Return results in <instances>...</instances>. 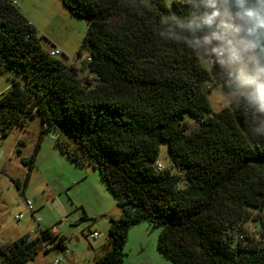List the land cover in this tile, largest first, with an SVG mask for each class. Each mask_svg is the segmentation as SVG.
<instances>
[{
    "label": "trees",
    "instance_id": "trees-1",
    "mask_svg": "<svg viewBox=\"0 0 264 264\" xmlns=\"http://www.w3.org/2000/svg\"><path fill=\"white\" fill-rule=\"evenodd\" d=\"M62 2L87 18L77 56L87 52L90 77L51 57L12 0H0V71L22 77L0 94V134L38 116L40 133L59 130L74 164L98 170L121 214L109 219V249L93 264H122L128 229L143 219L160 226L157 250L171 264H264V244L237 239L251 213L264 219V111L240 95L213 112L205 83L236 86L218 65L199 63L209 45L204 16L164 0ZM183 114L198 128L188 131ZM162 144L177 173L157 167ZM37 149L20 158L28 167L23 186L13 182L20 194ZM44 243L65 249L63 236L39 229L0 245V264H27Z\"/></svg>",
    "mask_w": 264,
    "mask_h": 264
},
{
    "label": "rangeland",
    "instance_id": "rangeland-1",
    "mask_svg": "<svg viewBox=\"0 0 264 264\" xmlns=\"http://www.w3.org/2000/svg\"><path fill=\"white\" fill-rule=\"evenodd\" d=\"M15 1L21 14L35 27L42 46L48 51L57 49L58 58L74 66L80 80L90 77L83 70L87 52L81 50V55L77 56L86 31L85 20L74 15L62 0ZM164 1L167 5L172 2ZM199 63L206 67L203 58ZM13 78L22 80L21 74L13 69L0 71V94L9 88ZM246 91L238 85L233 91L213 86L207 96L213 112H217ZM182 122L188 131L198 128L196 119L188 114H183ZM40 130L39 117L35 116L24 128L14 126L6 136L0 134V245L25 234L34 237L39 229H53L64 237L65 249L44 252L49 249L45 246L27 264H53L55 260H59L58 264H93L97 255L109 249V219L121 214L117 199L107 190L97 169L77 166L61 151L57 143L59 130L49 129L43 134ZM37 145L23 193L32 202L35 221L13 182L18 180L23 186L28 167L20 158L29 157ZM157 162L161 168L177 173L164 144L160 146ZM182 183L181 180L179 184ZM52 201L58 203L63 215L54 208ZM19 214L23 216L21 219L17 218ZM258 219L257 214L251 213L247 225L258 228ZM93 231L100 236L91 238L89 233ZM159 232L160 226H154L147 219L131 225L123 247L122 264H171L157 250Z\"/></svg>",
    "mask_w": 264,
    "mask_h": 264
},
{
    "label": "clouds",
    "instance_id": "clouds-1",
    "mask_svg": "<svg viewBox=\"0 0 264 264\" xmlns=\"http://www.w3.org/2000/svg\"><path fill=\"white\" fill-rule=\"evenodd\" d=\"M208 4L213 10L203 17V23L210 28L209 33L204 37L205 43L219 42V46L212 51L227 56L237 85L249 90V98L259 110L264 111V68L254 66L253 58L246 55L249 45L238 38L241 27H236L223 19L218 22L221 13L216 10V0H208ZM255 4L258 7L246 8L238 14L244 23L250 25L247 29L250 35L264 31V0H255Z\"/></svg>",
    "mask_w": 264,
    "mask_h": 264
},
{
    "label": "built area",
    "instance_id": "built-area-1",
    "mask_svg": "<svg viewBox=\"0 0 264 264\" xmlns=\"http://www.w3.org/2000/svg\"><path fill=\"white\" fill-rule=\"evenodd\" d=\"M172 2L187 5L188 13L190 14V16L193 19L197 18L196 14H198L199 16H205L213 10L208 4V0H189V1L172 0ZM205 2H207V3H205ZM218 3H219V0H216V10L219 11ZM12 4L14 6L18 7L17 1L12 0ZM213 27H215V26H213ZM218 46H219V42H217V41H212V43L208 45V52H207L206 57L204 58L205 65L207 68H211L214 65H218L220 67L221 72L229 77V79L226 81V85L227 86L234 85L237 88V83L234 79V75L232 74V66L228 63L227 56L225 54H217V53L212 51L213 48L218 47ZM49 55L51 57H57L58 55H60V52L57 49L52 48L49 51ZM221 61H223V63H221ZM213 85L214 84L212 82H207V83H205V89L211 90ZM243 95H245L247 97V99H249L251 101V103L258 108V106L249 98V90H247ZM237 99L238 98H236L234 103H237V101H238ZM157 167L159 169H162L161 166L158 164V162H157ZM23 195L24 194H20L21 201L24 203L27 212L30 213L32 215V217H34V220L36 221L34 213H33L32 202L29 201L27 198H25ZM255 214H257V213H255ZM22 217H23L22 214H19L17 216L18 219H21ZM248 221H249V219L247 220L246 223L243 224L242 229L238 232L237 239L238 240H244L246 238H251L258 243L264 244V219L262 221H259V219H258V221H257L258 225H259L258 228L249 227L247 225ZM89 236L91 238H97L100 236V234L93 231V232L89 233ZM45 246H47L50 249L52 247V244L44 243L43 248ZM58 263H59V260H55L53 262V264H58Z\"/></svg>",
    "mask_w": 264,
    "mask_h": 264
},
{
    "label": "water",
    "instance_id": "water-1",
    "mask_svg": "<svg viewBox=\"0 0 264 264\" xmlns=\"http://www.w3.org/2000/svg\"><path fill=\"white\" fill-rule=\"evenodd\" d=\"M219 12L221 16L218 18L231 22L236 27H241V32L238 33V38L243 39L247 45H249L246 55L253 58L254 66L264 68V31L259 34L250 35L247 31L250 25L244 23L238 14L242 13L246 8L258 7L255 4V0H219L218 3ZM87 20V18H83ZM255 45V47H251ZM54 208L63 215V212L56 201L53 203Z\"/></svg>",
    "mask_w": 264,
    "mask_h": 264
},
{
    "label": "crops",
    "instance_id": "crops-1",
    "mask_svg": "<svg viewBox=\"0 0 264 264\" xmlns=\"http://www.w3.org/2000/svg\"><path fill=\"white\" fill-rule=\"evenodd\" d=\"M18 181V180H17ZM52 202H54V201H52ZM54 234H57V233H55L54 232V230L53 229H50ZM95 232V231H94ZM59 236H62L61 234H59Z\"/></svg>",
    "mask_w": 264,
    "mask_h": 264
}]
</instances>
